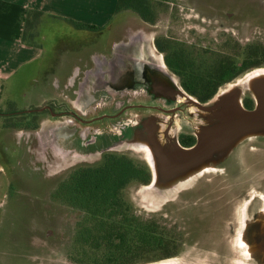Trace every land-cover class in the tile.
Instances as JSON below:
<instances>
[{
  "label": "rangeland",
  "instance_id": "obj_1",
  "mask_svg": "<svg viewBox=\"0 0 264 264\" xmlns=\"http://www.w3.org/2000/svg\"><path fill=\"white\" fill-rule=\"evenodd\" d=\"M150 2L156 14L154 24L129 10L111 17L109 27L102 35L96 30L91 36L82 35L63 22L51 21L42 30L41 44L47 57L44 66L30 68L31 74L24 80L19 75L3 81V99L0 101V264H80L81 261L91 264L92 259L100 255L90 247L81 250L79 231L84 226H93L94 219L75 200L66 198L60 188L74 171L99 165L105 153L126 155L150 170L151 183H132L124 191L125 200L135 218L156 221L167 227L177 241L174 257L147 262L157 256L156 252H151L142 254L140 258L146 261L139 264H264V130L223 138L246 141L235 143L238 146L233 153V147H211L204 155L213 159L199 165V158L189 159L178 150L175 137L180 131L191 128L198 134L204 133L205 139H215L220 124L225 126L228 118L221 115V120L208 121L211 115L199 114L195 107H190L170 130L171 139L164 138V141L167 117L156 114L154 122L159 125L160 146L166 154H173L178 162L172 167L157 158L159 171L156 175L151 155L141 145L148 142L128 136L124 140L120 135L124 123L136 121V111L118 120H101L92 126L77 124L78 132L84 138L89 128L93 129V135L104 133L88 153L84 148H79L81 153L73 151L69 116L58 118L40 111L44 106H51L54 112L73 110L77 95L74 92L80 90V82L85 78L83 73L75 84L63 85L61 104L49 100L42 106L36 105L39 88L52 86L43 83L53 79L50 68L57 64L70 69L86 53L95 52L97 56L96 51L104 49L96 58L100 62L94 59L95 62L89 65L94 71L105 59L112 61L117 57V52L114 54L117 47L133 45L136 62L140 58L144 61V73L151 62L158 74L166 75L182 89L179 76L168 68L166 53L157 48L156 41L169 52L182 48L198 63L205 61L207 65L218 57L231 58L237 65H242L248 48L264 46V0ZM43 68L45 73L38 74ZM136 70L139 71V66ZM257 72L264 73V67L249 70L221 87L211 104L226 93H235L233 113L238 115L240 109H245L242 99L244 102L249 99L254 105L253 110L259 107L254 86L264 94V80L251 84V78ZM95 79L92 80L95 82ZM94 86L96 84L91 82L87 91L98 102L88 119L115 113L118 108L113 104V98L116 96L110 99L107 108L104 106L105 91L96 93ZM121 89L117 82L108 88L112 95L122 93ZM125 91L130 93L124 97L127 102H143L136 99L133 89L126 88ZM141 91H150V84L142 85ZM141 91L137 89L138 93ZM189 99L197 101L186 92L179 97L180 102ZM97 104L99 108H96ZM240 120L237 116V121ZM62 129L66 132L60 134ZM134 129L133 135L146 132L139 126ZM223 160L225 162H221ZM203 169L209 173L204 174ZM86 257L89 260H83Z\"/></svg>",
  "mask_w": 264,
  "mask_h": 264
},
{
  "label": "trees",
  "instance_id": "obj_2",
  "mask_svg": "<svg viewBox=\"0 0 264 264\" xmlns=\"http://www.w3.org/2000/svg\"><path fill=\"white\" fill-rule=\"evenodd\" d=\"M129 10L148 23L156 22L150 0H118L115 14ZM30 14L27 32L40 22L42 13ZM86 28L99 30L91 26ZM156 45L166 53V64L179 76L183 89L202 103L212 100L221 87L241 74L264 67V46L261 45L247 49L242 65L227 57H218L210 65L205 61L198 63L182 48L169 52L160 41H156ZM244 105L248 110L254 108L249 99ZM151 181L152 174L143 164L126 155L107 154L99 165L80 168L64 182L61 193L69 200H75L94 219L93 226H84L79 231L81 250L90 247L100 253L91 264H139L146 261L140 256L151 252H156L157 256L147 262L174 257L178 245L172 232L156 221L135 218L125 200L124 191L132 183L149 185ZM86 259L89 257L83 260ZM80 264L85 263L81 261Z\"/></svg>",
  "mask_w": 264,
  "mask_h": 264
},
{
  "label": "flooded vegetation",
  "instance_id": "obj_3",
  "mask_svg": "<svg viewBox=\"0 0 264 264\" xmlns=\"http://www.w3.org/2000/svg\"><path fill=\"white\" fill-rule=\"evenodd\" d=\"M119 48L120 47H117V49H115L114 54H116L117 52V57L115 59H113L112 61L109 60L110 62L108 61V58L105 59V61L101 64L100 68L97 67L94 70L92 78H84V80L80 82V90L78 89L74 92V94L77 95L75 97V101L73 102L75 103L72 107L73 110H61L59 112H54L51 106H44L40 109V111L44 110L49 112L54 117L64 118L69 116L71 118V120L69 121V123L71 124V127L69 128V133L71 137L70 142L74 147L73 151L81 153L79 151V148H84L85 153L91 152L93 146L98 144V139L103 138L104 135V133H95V136L92 132L93 129L89 128V130L86 131L84 138L82 134L78 132L77 124L92 126L94 123L99 122L101 120H118L123 116L127 115L129 112L136 111L137 114L134 117L136 118V121L133 122L129 120L128 123H124L125 125H122V127L120 128V135L122 139L125 140V137L128 136L129 138L135 137L136 140H146L153 146L160 160L162 159L165 161V159L163 158L164 155V157L171 155L175 158L173 154H166V151H164L160 146L161 144L157 137V129L159 128V125L154 122L157 119L156 114H164L167 117L166 128L163 132V140L165 141V139H168L169 141L171 139L170 130L176 124L177 119H182L185 113L190 111V107H195L196 111L199 112V114L202 113L211 115L208 121L212 120L215 122L217 119L221 120V115H225V117L228 118V121L226 122L225 126H222L220 124V129L217 131L216 137L213 135L215 139H205L203 135L204 133L200 132L198 134L197 131H194L191 128H189L190 130H185L182 132L180 131L175 137V142L178 148H181L183 150H189L190 152H195L197 149L195 154H199L196 157L199 158L198 164L207 162V159L212 158L204 155L205 151L211 149V147L220 146V149L222 147L221 145H224L223 147L225 148L233 147L231 151V153H233L234 148L238 146L237 144L246 141L223 139L229 135L231 136V134L238 135L237 131H235L238 115L233 113L236 100L235 93H226L215 104H211L213 99L207 103H202L197 100L199 104L203 106H206L207 104V107L212 108V112L202 111L192 103V101L196 100L189 99L188 101L180 102L179 97L184 95V92L186 91L183 89L182 86L181 87L183 91L178 85H174V83L170 81V79L166 75L158 74V72L154 70L155 66H151V62H148L149 67L146 68V71L144 73L142 70V62L144 61H142V59L140 58V60H137L136 62V51L133 50V45H124L121 46V49ZM137 66H139V71L136 70ZM116 73L119 74L117 75L119 78L116 76ZM120 75H123L122 79ZM94 78H96L95 82L93 81ZM91 82L96 84V86H94V90L96 91V93L100 91H105L103 96L105 100V107H110V99L116 96L115 98H113L115 99V102L113 104L116 105L118 108L115 113H105L101 116L88 119V115L93 112V106L96 105V103L98 102V99H96L92 93L87 91L88 85ZM116 82L118 87H122V93L116 92V95H112L108 88L110 86L113 87V84ZM73 84L75 83L73 82ZM146 84H150V91H141L142 85L146 86ZM126 88L133 89L136 99L143 100V102H127L124 97L126 95H130V93H128L129 91H125ZM137 89H139V91L141 92L138 93ZM58 104H61V101ZM241 104H243V107L247 111H250L245 107L243 99L241 101ZM99 107V104H97L96 108ZM129 126L131 127L129 128ZM138 126L146 132L142 134L136 132V134L133 135V133H135L136 131L134 128ZM65 132V129L60 130V134ZM141 145L142 147L146 148L144 144ZM107 154L108 153H105L104 156ZM184 155L189 158L190 153H184ZM172 162L173 164L170 165L173 167L175 166L174 160ZM221 162L225 161L223 160Z\"/></svg>",
  "mask_w": 264,
  "mask_h": 264
},
{
  "label": "crops",
  "instance_id": "obj_4",
  "mask_svg": "<svg viewBox=\"0 0 264 264\" xmlns=\"http://www.w3.org/2000/svg\"><path fill=\"white\" fill-rule=\"evenodd\" d=\"M117 2L118 0H0V101L3 99V81H9L19 75L24 80L25 76L31 74L30 68L44 66L43 62L47 57L41 42L42 30L46 24L51 21L63 22L77 33L88 36L95 33L86 28L91 26L98 28L96 32L102 35V32L109 27L111 17L115 15ZM31 12L42 14L40 22L27 32V22ZM75 24L85 27L77 28ZM108 47L109 45L104 48ZM103 50L96 51L97 56L95 52L89 55L86 53L70 69L62 65H53L49 71L53 79L43 82L52 86L39 88L37 107L49 100L61 101L65 89L63 85L77 81L82 73L86 79L92 78L94 71L89 65L95 62L94 59L97 60L98 54ZM97 61L100 62V59L98 58ZM39 73L43 75L44 68L39 70Z\"/></svg>",
  "mask_w": 264,
  "mask_h": 264
},
{
  "label": "water",
  "instance_id": "obj_5",
  "mask_svg": "<svg viewBox=\"0 0 264 264\" xmlns=\"http://www.w3.org/2000/svg\"><path fill=\"white\" fill-rule=\"evenodd\" d=\"M264 96V94H261ZM264 100V99H263ZM194 105H196L200 110L205 112H212V108L203 106L199 104L197 101H192ZM240 117V121H237L236 130L237 133H245L251 131H260L264 130V101L263 103L252 111H243L238 114ZM197 151V149H196ZM195 151V152H196ZM195 152H191L189 155V159H195L198 155Z\"/></svg>",
  "mask_w": 264,
  "mask_h": 264
},
{
  "label": "bare ground",
  "instance_id": "obj_6",
  "mask_svg": "<svg viewBox=\"0 0 264 264\" xmlns=\"http://www.w3.org/2000/svg\"><path fill=\"white\" fill-rule=\"evenodd\" d=\"M262 79L264 80V73H261V72L254 73L252 78H251V84L254 85L256 83V81L262 80ZM254 88H255V91H256V93L258 95V98H259V101H260V105H261L263 103V101H264L263 100L264 96L261 95V93H259V89L256 86H254ZM240 111L243 112L244 110L240 109ZM260 131H262V130H260ZM260 131H251V132H245V133L253 134V133L260 132ZM143 144L146 146L147 150L149 151V153L151 155V163H153V167L155 168V172H156V175H157L159 169H158V163H156V160L159 162V160L157 159L159 157H157L158 155H157L155 149L153 148V146L149 142L148 143L145 142ZM178 150L182 151V153H186V154L191 153L189 150H183L181 148H178ZM163 158L165 159V162L167 164H171L172 165L173 164V162H172L173 160H174V165L175 166H177V164H178L177 160H175V158L172 157L171 155H169L167 158L163 156ZM195 159H197V158H195ZM195 159H193V160H195ZM201 164H199V165H201ZM192 166H194V164ZM203 171H204V174L205 173H209V171H207V169H203Z\"/></svg>",
  "mask_w": 264,
  "mask_h": 264
}]
</instances>
